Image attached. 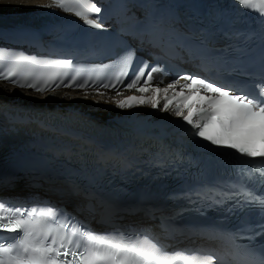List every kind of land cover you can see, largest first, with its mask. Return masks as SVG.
I'll return each instance as SVG.
<instances>
[{"label":"snow or ice","instance_id":"6c2138e0","mask_svg":"<svg viewBox=\"0 0 264 264\" xmlns=\"http://www.w3.org/2000/svg\"><path fill=\"white\" fill-rule=\"evenodd\" d=\"M247 10L256 11L264 17V0H237ZM63 6L62 0H53V5H18V7H52ZM101 8L96 3L85 11H77V16H83L84 22L93 27H101L94 19H89L87 13H99ZM123 59L125 65L123 76L128 75L127 69L135 60V52L130 51ZM144 67L128 82L125 87L129 90L136 88L140 93L151 91L163 92L164 104L162 111H167L175 102V115L182 117L188 125H191L194 134L211 145L233 149L241 156L259 158L264 160V149L254 150L256 140L264 141V79L255 83L252 87L237 88L235 85L208 77L199 78L202 74L184 76L183 79L191 80V83L181 85V91L175 92L180 84L179 80L167 85L166 88L151 87L153 72H147V79H141L145 75ZM15 69L9 70L7 75L0 73V79L9 80L19 87L27 86L36 91L43 92L52 87L49 82L57 79L52 75L42 85L24 83L12 79ZM124 81L119 76L112 83H105L104 88H115ZM88 84L76 83V77H72L67 83L63 79L55 87H79L84 88ZM183 89H188L185 93ZM172 90L174 95L169 96ZM119 94V93H118ZM132 102L141 105L150 104L152 108H158L159 98L156 95L147 97L128 96L116 101L120 108L133 107ZM187 114H184V110ZM264 176V171L256 169ZM250 174H242L249 176ZM240 201L248 205H259L264 209V195H256L249 191L243 183L236 193ZM36 207L27 208L23 205L15 206L10 201L0 198V264H176V258L180 264H213L215 253L200 259L196 255H185L178 252L169 255L164 245L146 230L129 236L125 233L98 234L94 229L76 220L69 213L50 206L46 211ZM63 214L69 223L62 227L56 226V219ZM69 228L71 229L69 231ZM82 243L86 247H82ZM7 245V246H5ZM21 250L16 253V248ZM216 264H222L217 256Z\"/></svg>","mask_w":264,"mask_h":264},{"label":"bare ground","instance_id":"6f19581e","mask_svg":"<svg viewBox=\"0 0 264 264\" xmlns=\"http://www.w3.org/2000/svg\"><path fill=\"white\" fill-rule=\"evenodd\" d=\"M34 3L39 2H30L28 0H0V12L1 13H10V12H17V11H23L26 9V7H18V5H30ZM101 92V91H100ZM119 94H122L120 92V89H117L116 91H109L105 92L102 91V93L94 92L93 90H90L87 92V94L79 93V92H69V91H55L52 93H45V94H38V93H29L25 91H19L16 90L5 83H0V101L13 104V105H37V107H51L52 105L60 106L63 105V103H69L73 107H78L81 112H86L85 107L90 108L91 112L95 113L97 116L101 115L104 117L105 112L108 113L110 108L106 106V103L110 102L109 97H113ZM105 109L104 112H99V110ZM6 173V183L3 185V187L6 189L3 192L6 195L9 194H23L22 192H31L36 197L40 198H50L51 200H63V201H71V203L74 206L82 205L85 203V199L80 198L78 196L72 198L69 194H67V186L59 184V183H49L44 184L41 181L33 180L24 178L21 174H18L17 172H10V171H4ZM3 175V174H0ZM45 186H48V189H45ZM53 188L60 191L62 193L61 196H54L51 194ZM117 203H120L117 201ZM155 206H158V203H145L142 207L138 208L136 212L133 206H117L114 201L109 203V206H107V215L112 218L113 224L115 225V222L117 223L118 220L114 219L117 217H121L122 221L127 222L128 220L129 225L131 226H139L141 224H147L152 222L149 218H154L157 214L161 213V215L167 214L172 215L173 220L178 224L181 222L180 216H175L176 212H173V210L162 208L158 210L157 212L150 214L145 213L143 214L147 208H154ZM96 214H103V209L98 208L95 206L94 208ZM185 225V223H182ZM201 230V229H199ZM207 233V231H205ZM203 233V234H205ZM186 235V234H185Z\"/></svg>","mask_w":264,"mask_h":264},{"label":"rangeland","instance_id":"374dc122","mask_svg":"<svg viewBox=\"0 0 264 264\" xmlns=\"http://www.w3.org/2000/svg\"><path fill=\"white\" fill-rule=\"evenodd\" d=\"M104 110H105V109H104ZM104 110L100 108L99 112H104ZM22 193H24V192H22Z\"/></svg>","mask_w":264,"mask_h":264}]
</instances>
